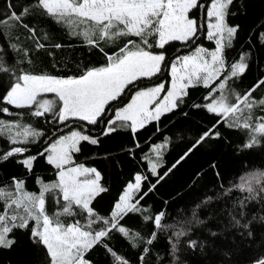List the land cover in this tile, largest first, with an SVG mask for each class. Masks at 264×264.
Listing matches in <instances>:
<instances>
[{"label":"snow or ice","instance_id":"1","mask_svg":"<svg viewBox=\"0 0 264 264\" xmlns=\"http://www.w3.org/2000/svg\"><path fill=\"white\" fill-rule=\"evenodd\" d=\"M237 3L240 9L245 7L243 0H32L29 5L5 0L6 10L0 12V28L10 33L13 28L23 27L29 33L28 38L35 40L37 50L44 48L45 45L35 39L37 30L24 23L35 10L66 27L70 34L82 36L87 45L104 54L105 63L87 67L76 75L62 76L9 67L0 58V105H6L0 106V113L22 115L11 112L8 106L29 109L37 118L51 114L50 123L72 128L75 122L81 127V130L73 129L58 136L37 155L25 156L29 151L25 146L36 143L44 133L19 121L0 119V137L12 145L0 150V164L14 160L31 173L38 157H44L57 174L51 183L38 178V194L27 191L24 180L15 176L10 184L0 186V250L12 249L17 244L15 233L23 231L37 250L43 249L36 264H94L89 253L97 246L111 255L114 264H130L107 243L115 231L132 247L143 245L139 259L144 264L158 233L171 231L172 264H188L181 260V244L185 251L205 256L208 251L218 254L221 259L216 264H238L233 257L245 254L248 255L243 264H264V240L260 241L258 249L252 247L257 243L256 225L264 229V215L249 216L248 213L253 202L264 206V168L247 171L239 177L238 183L224 191L223 195L233 191L246 195L233 204L227 225L218 231L212 230L209 224L211 215L206 219L200 216V209L213 202L212 196L198 203L190 217L175 224L165 223L166 211L153 213L151 206L141 204L196 150L203 146L211 148L212 141L225 139L221 125L245 133V141L236 145L237 152L258 147L264 151V115H256L257 109L264 111V95H253L264 86V79L242 93L230 83L242 77L249 67V53L230 64L226 61V50L233 47L240 32V25L229 19L236 14L233 8ZM201 35L214 44L213 49L196 45ZM258 37L264 44V32L258 33ZM44 39H48L47 34ZM117 41H121L118 51L112 54L104 51L105 45ZM173 42H180L191 51L169 60L168 46ZM11 48L28 57V51L16 43H12ZM165 70L170 77L167 82L161 80L150 87L139 86L146 79L159 78ZM197 87L208 92L203 97L204 103H193L191 107L218 119L201 131L162 174L158 168L162 167V150L167 147L168 138L165 137V143L153 145L151 152L155 154V162L148 158V164L155 182L145 174L136 173L124 186L110 214L100 215L93 202L108 191L101 183L102 174L95 167H86L74 160L83 142L99 144L100 137L87 134L84 125H103L102 136L122 130L136 134L148 124H158L165 115L181 109L190 96L189 90ZM59 131L63 132V128ZM211 167L215 169L217 165L213 163ZM216 175L219 177L220 173ZM49 194L56 196L58 202L62 201L61 210L48 211L46 196ZM129 214L140 215L144 223L153 225V231L143 236L123 225L121 221ZM63 217L74 219L68 221ZM197 228L205 235L191 238Z\"/></svg>","mask_w":264,"mask_h":264},{"label":"trees","instance_id":"2","mask_svg":"<svg viewBox=\"0 0 264 264\" xmlns=\"http://www.w3.org/2000/svg\"><path fill=\"white\" fill-rule=\"evenodd\" d=\"M14 4L29 5L32 0H10ZM245 7L240 9L239 3L233 8L236 13L231 16L230 22L240 25L238 38L233 42V47L226 50V61L230 64L239 60L244 53H249V67L245 74L238 80L230 81L239 92H244L252 87L258 80L264 79V44L260 43L258 33L264 32V0H243ZM6 10L5 0H0V12ZM19 10V9H17ZM24 23L35 28L36 38L45 45L44 48L37 50L34 39H29V33L23 27H16L9 31L0 28V58L4 59L9 67H19L34 73H46L52 75H76L87 67H97L105 63L104 54L96 48L87 45L82 36L70 34L69 30L55 23L51 18L33 11V14L24 19ZM47 34L48 39H44ZM18 37V39H17ZM16 43L20 48L28 51L25 58L22 52H17L11 48V44ZM121 41L115 44H107L104 51L112 54L118 51ZM55 44L62 45L61 48L54 47ZM196 45L213 49L214 44L200 36ZM193 45L192 47H196ZM179 49V51H177ZM159 51V50H157ZM191 49L186 48L180 42H173L168 46L167 57L169 60L176 56L188 54ZM30 59L31 63L27 60ZM20 62V63H17ZM170 79L168 71L165 70L159 78L144 80L140 82V87H150L161 80L167 82ZM167 86V84H166ZM190 96L186 99L185 105L174 113L167 114L161 118L157 124V129L151 132V127L140 130L136 136L128 130H122L117 134L102 136L103 125L91 126L84 125L87 134L99 136V144L91 145L83 143L81 148V158H86L80 163L86 167H95L102 174L101 183L108 188L93 202L96 211L102 216H108L112 207L123 190L124 186L133 180L136 173H142L149 179H156L149 171L148 158L155 162V154L151 152V147L155 144L165 143L167 147L162 150L163 159L160 162L162 167L158 171L162 174L170 168L180 156L190 147L191 143L198 137L199 133L209 127L215 119L202 109L192 108L193 103H204V95L208 90L197 87L189 90ZM131 91L128 92L130 96ZM254 96L264 95V86L257 89ZM6 106V105H0ZM13 113L22 115L7 116L0 113V119L5 121H19L24 125H31L44 133L36 143L26 145L29 149L24 155H37L47 147L48 143L55 140L58 136L67 134L69 131L81 130L79 123H72V128H65L58 123H50L51 114L45 117H34L29 109H15L8 106ZM187 113L185 116L183 113ZM256 115H264V111L256 110ZM63 128V132L59 129ZM221 131L225 139L212 141L213 147L203 146L196 150L188 159L183 161L176 168L171 177L163 182L169 188L167 203L155 206L152 202H141L145 207L151 206L153 213L164 210L168 213L165 223L175 224L191 216L192 209L208 196H212L213 202L200 209V216L209 220L212 230H220L228 223V212L233 209V204L242 199L246 193L233 191L230 195H223L224 191L232 184L239 182V177L247 171L255 168H264V151L259 147L250 151H236V145L243 143L246 139L245 133L236 129H227L221 125ZM55 133V135H54ZM138 139L139 146L135 144ZM102 140V141H101ZM6 138L0 137V150L11 147ZM95 154V156H94ZM23 158V157H20ZM217 168L213 169L212 164ZM219 172V177L216 173ZM199 174V175H198ZM16 177L25 182L27 191L39 193V180L45 183L54 182L57 178L56 170L48 165L44 157H38L34 169L31 173L27 172L21 165L14 160L0 164V186L11 183V178ZM219 195V199L216 197ZM58 198L49 194L46 196V208L49 212L61 210ZM249 216L252 214L264 215V206L258 202H253L248 209ZM71 221L72 217H63ZM126 227L139 231L141 235L147 236L153 231L151 223H144L138 214H129L121 221ZM256 245L259 248L261 240H264V229L256 225ZM205 235L201 229L194 230L191 238H201ZM17 244L12 249L0 250V264H36L38 258L43 255V249L37 250L28 239V234L23 231L15 233ZM171 231L158 233V239L152 246V251L144 261V264H172V256L169 254V237ZM228 239H231L229 237ZM25 249L22 248L21 243ZM109 246L119 255L126 258L130 264H141L139 259L143 245L132 247L128 240L118 232L111 234V239L107 241ZM181 260H186L188 264H216L221 257L208 251L205 256L193 253L191 250H184L181 244ZM248 254L235 256L234 260L238 264H243ZM89 256L94 264H114L113 258L105 249L97 246Z\"/></svg>","mask_w":264,"mask_h":264},{"label":"rangeland","instance_id":"3","mask_svg":"<svg viewBox=\"0 0 264 264\" xmlns=\"http://www.w3.org/2000/svg\"><path fill=\"white\" fill-rule=\"evenodd\" d=\"M49 98H53V97H51V96H49ZM147 127H149V129H150V127H151V132H154L155 130H157V123L156 122H153V123H151V124H148L145 128H147ZM145 128H143V129H145ZM143 129H141V130H143ZM132 136H136V134H132ZM102 141V140H101ZM84 143V142H83ZM82 143V144H83ZM85 143H87V142H85ZM88 144V143H87ZM135 144L136 145H138L139 144V142H138V139H136L135 140ZM83 147V145H81V148ZM81 153H82V151L81 152H79V153H75L74 154V160L77 162V163H80L84 158H86V151L84 152V158H81L80 156H81ZM94 156H95V154H94ZM180 165H178L177 166V168L179 167ZM176 169V168H175ZM174 169V170H175ZM173 170V171H174ZM172 171V172H173ZM172 174L173 173H170L165 179H167L168 177H171L172 176ZM151 182H155V180L156 179H149ZM168 193H169V188L167 187V185L162 181L161 182V184L160 185H158V191L156 192V193H154V194H149V196L148 197H146L143 201H141V202H145V201H149V202H152L155 206H159V205H163L164 203H165V201H166V199H167V197H168ZM21 247L22 248H24L25 249V247H24V245H26V243L24 242V243H21Z\"/></svg>","mask_w":264,"mask_h":264},{"label":"crops","instance_id":"4","mask_svg":"<svg viewBox=\"0 0 264 264\" xmlns=\"http://www.w3.org/2000/svg\"><path fill=\"white\" fill-rule=\"evenodd\" d=\"M238 60V59H237Z\"/></svg>","mask_w":264,"mask_h":264}]
</instances>
